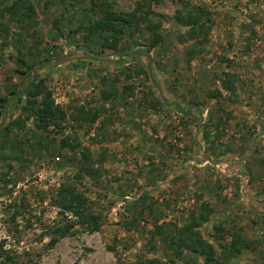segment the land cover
<instances>
[{
    "label": "rangeland",
    "instance_id": "1",
    "mask_svg": "<svg viewBox=\"0 0 264 264\" xmlns=\"http://www.w3.org/2000/svg\"><path fill=\"white\" fill-rule=\"evenodd\" d=\"M16 1L0 0V98L12 99L0 100V249L13 264H204L170 241L203 204L213 212L195 228L218 258L240 241L220 264H264V0H162L115 50L80 25L100 18L95 3L141 15L148 0H27L29 20L5 12ZM185 5L210 13L203 45L175 19ZM35 77L62 129L38 130L10 95ZM85 165L94 174L80 180ZM66 185L98 231L63 210Z\"/></svg>",
    "mask_w": 264,
    "mask_h": 264
},
{
    "label": "trees",
    "instance_id": "2",
    "mask_svg": "<svg viewBox=\"0 0 264 264\" xmlns=\"http://www.w3.org/2000/svg\"><path fill=\"white\" fill-rule=\"evenodd\" d=\"M162 0H148L150 9H147L145 13L137 15L138 11L141 10L140 4L132 12H115L111 6H102L94 4L95 7L99 8L100 18L97 20H89L80 25L79 31H84V39L87 42L94 41L95 37H99L104 42H102L103 49L115 50L118 47L119 42L123 39L125 31L129 30L131 32L134 26L139 27L140 22L151 21L150 17L156 13L152 10L151 4H160ZM154 2V3H151ZM27 19H31L34 16L33 4L27 0H17L13 3L6 13L12 17H15L18 13L22 12ZM95 12V9H92ZM210 16V13L204 9L197 6L185 5L182 9L178 10L175 15V19L178 24L183 27H188L189 37L192 40H196V43L203 45L204 40L200 39L203 32L207 28L205 17ZM208 19V17H207ZM109 34L113 37V42L109 41ZM108 35V36H107ZM191 57L196 54L195 49L189 51ZM31 68V67H29ZM25 72H22L24 74ZM11 96L18 97L21 101L23 98L26 99L25 105L22 111L27 114V118L33 119L35 126L38 130L48 131L51 128L62 129L63 121L66 118L65 111L60 105L56 103L53 98L52 91L47 87L45 80L35 77L34 79H29L28 83L24 86L22 90H13L10 93ZM111 93L104 95V100H109ZM2 102V107L7 109L12 103L11 98H0ZM98 118L95 115L89 119L92 123ZM21 120L19 119V123ZM61 146L63 148H71L74 152L80 147L78 144L70 143L69 139H63ZM84 159L90 161L86 154H84ZM85 165L81 167L77 178L83 180L86 176H92L94 174L93 170ZM59 203L62 205L64 211L71 212L74 216L79 219V224L81 226L87 227L91 232L98 231L101 227L99 219L94 217L88 211V200L83 197V195L76 192V189L72 185L62 186L58 191ZM212 210L206 205H202L201 212L199 215L192 213L190 218L191 222L183 227L179 232V237L177 239L172 238L171 246L176 247L178 250H188L190 252L199 254L205 259L204 264H220V260H229L231 257L235 256V253H239L241 250L240 241L238 238H233L231 244L222 243V258H218L214 246L207 241H205L201 234L196 231V225L199 222L208 221L212 215ZM66 230V229H65ZM57 233H61L64 236L65 232L63 229H58ZM58 239L53 238L50 246H55ZM14 259L9 252L4 251L3 248L0 249V264H13ZM138 264V263H137ZM139 264H162L159 261L151 260L140 262Z\"/></svg>",
    "mask_w": 264,
    "mask_h": 264
}]
</instances>
